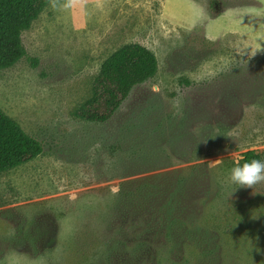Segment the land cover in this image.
Segmentation results:
<instances>
[{"label":"rangeland","instance_id":"374dc122","mask_svg":"<svg viewBox=\"0 0 264 264\" xmlns=\"http://www.w3.org/2000/svg\"><path fill=\"white\" fill-rule=\"evenodd\" d=\"M230 1L56 0L24 31L27 54L0 70V108L43 152L0 172V264H264V185L229 181L243 152L264 160V54L237 55L264 46V0L237 15ZM131 42L155 53L157 74L110 121L76 117L103 61ZM194 170L213 250L130 240L121 189Z\"/></svg>","mask_w":264,"mask_h":264},{"label":"trees","instance_id":"16d2710c","mask_svg":"<svg viewBox=\"0 0 264 264\" xmlns=\"http://www.w3.org/2000/svg\"><path fill=\"white\" fill-rule=\"evenodd\" d=\"M52 1L0 0V70L15 65L27 54L23 33ZM255 2L231 0L227 7L254 5ZM158 69V58L151 49L135 42L123 44L103 61L94 78L91 95L75 109L74 115L95 123L110 121L133 89L153 78ZM42 152L41 141L0 108V172L17 167ZM242 156L245 162L262 160L256 150H247ZM191 174L147 178L132 188L121 189L117 204L123 208L122 220L137 229L130 240L140 246L149 245L146 239L156 234L176 247L196 241L202 251L213 250L208 242L209 238L215 239L214 234L197 222L200 211L191 205L197 197L201 198L197 194L205 187L206 180H201L196 170ZM206 186V191H210L209 185ZM213 242L217 247L219 241Z\"/></svg>","mask_w":264,"mask_h":264},{"label":"clouds","instance_id":"9594fccd","mask_svg":"<svg viewBox=\"0 0 264 264\" xmlns=\"http://www.w3.org/2000/svg\"><path fill=\"white\" fill-rule=\"evenodd\" d=\"M70 4L71 0H68L65 7L70 6ZM53 6H56V0H53ZM258 53L264 54V46L260 45L254 48L246 47L242 51L237 52V55H246L248 59H251ZM229 181L235 186L234 190L239 187L251 188L254 190V193L258 192L255 191L257 186L264 185V160L252 159L250 161L244 162L243 164H240L239 161H236L235 166L230 170ZM257 251H260V249L257 248ZM262 255H264V253H262Z\"/></svg>","mask_w":264,"mask_h":264},{"label":"crops","instance_id":"0c3cea01","mask_svg":"<svg viewBox=\"0 0 264 264\" xmlns=\"http://www.w3.org/2000/svg\"><path fill=\"white\" fill-rule=\"evenodd\" d=\"M256 1H258V0H256ZM228 8L229 9H227L226 11H224V12H226V14H229V13H235L236 15L238 14L237 12L239 11V10H241V9H244V10H246L247 9V7H241V6H228ZM243 11V10H242ZM223 12V13H224Z\"/></svg>","mask_w":264,"mask_h":264}]
</instances>
